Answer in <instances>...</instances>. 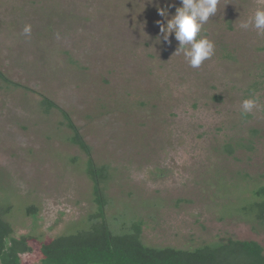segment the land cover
I'll list each match as a JSON object with an SVG mask.
<instances>
[{"label":"rangeland","instance_id":"1","mask_svg":"<svg viewBox=\"0 0 264 264\" xmlns=\"http://www.w3.org/2000/svg\"><path fill=\"white\" fill-rule=\"evenodd\" d=\"M168 4L180 0H0V67L35 90L0 80V210L15 236L31 238L21 264H40L42 242L97 212L87 155L39 93L70 112L94 159L111 166L114 232L140 222L151 246L233 237L264 247V225L240 210L264 183V87L247 97L264 36L239 27L264 5L220 0L202 32L214 54L193 68L174 54L175 34L168 43L160 33L157 9ZM246 98L257 107L242 116Z\"/></svg>","mask_w":264,"mask_h":264},{"label":"trees","instance_id":"2","mask_svg":"<svg viewBox=\"0 0 264 264\" xmlns=\"http://www.w3.org/2000/svg\"><path fill=\"white\" fill-rule=\"evenodd\" d=\"M232 56L230 51L225 50L223 57ZM256 68L257 76L247 97H253L264 87V62ZM0 80L8 87L35 91L28 85L11 79L1 67ZM39 94L41 109L46 113L59 111L63 116L62 124L72 131L69 140L87 155L86 173L93 182V196L97 205V212L84 227L41 243L40 264H264V247L252 239L228 237L192 248H179L144 243L140 222H133L123 231L114 232L105 214L108 204L107 184L112 176L111 166L94 159L92 146L70 112L52 97ZM218 98L220 100L216 96ZM226 149L232 153L235 147L229 142ZM252 196L253 200L240 210L253 221L264 225V183L252 190ZM28 210L34 212L36 208L30 206ZM30 239L25 235L15 236L12 224L0 210V264H21L23 256L32 251Z\"/></svg>","mask_w":264,"mask_h":264},{"label":"clouds","instance_id":"3","mask_svg":"<svg viewBox=\"0 0 264 264\" xmlns=\"http://www.w3.org/2000/svg\"><path fill=\"white\" fill-rule=\"evenodd\" d=\"M219 3L220 0H180L178 7L174 4H168L166 7L158 6L159 15L166 20V24L157 21L163 40L170 43L169 36L174 33L175 38L180 42L174 54H183L184 60L190 67L199 68L214 54V43L202 35V32L209 18L216 15ZM259 4L264 5V0H259ZM172 7H175V13L169 18V9ZM239 27L245 30L253 28L258 35L264 36V7H258L247 20L240 23ZM31 30L32 26L26 24L23 34L30 36ZM256 107V98L244 99L241 103V115H249Z\"/></svg>","mask_w":264,"mask_h":264}]
</instances>
